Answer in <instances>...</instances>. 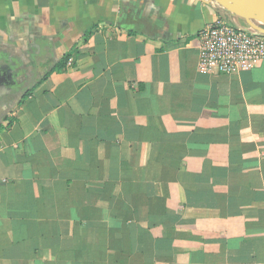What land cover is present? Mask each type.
I'll return each mask as SVG.
<instances>
[{
  "label": "crops",
  "instance_id": "1",
  "mask_svg": "<svg viewBox=\"0 0 264 264\" xmlns=\"http://www.w3.org/2000/svg\"><path fill=\"white\" fill-rule=\"evenodd\" d=\"M218 20L0 0V264H264V62L201 71Z\"/></svg>",
  "mask_w": 264,
  "mask_h": 264
},
{
  "label": "built area",
  "instance_id": "2",
  "mask_svg": "<svg viewBox=\"0 0 264 264\" xmlns=\"http://www.w3.org/2000/svg\"><path fill=\"white\" fill-rule=\"evenodd\" d=\"M199 69L233 74L264 62V35L243 31L220 20L205 27L198 36Z\"/></svg>",
  "mask_w": 264,
  "mask_h": 264
},
{
  "label": "water",
  "instance_id": "3",
  "mask_svg": "<svg viewBox=\"0 0 264 264\" xmlns=\"http://www.w3.org/2000/svg\"><path fill=\"white\" fill-rule=\"evenodd\" d=\"M219 5L227 14L242 20L248 28L243 31H256L264 35V0H208ZM8 94V93H7ZM1 93L0 103L7 100Z\"/></svg>",
  "mask_w": 264,
  "mask_h": 264
},
{
  "label": "flooded vegetation",
  "instance_id": "4",
  "mask_svg": "<svg viewBox=\"0 0 264 264\" xmlns=\"http://www.w3.org/2000/svg\"><path fill=\"white\" fill-rule=\"evenodd\" d=\"M15 97H17V95L13 94V93H10L8 94V99L11 101L13 100Z\"/></svg>",
  "mask_w": 264,
  "mask_h": 264
},
{
  "label": "trees",
  "instance_id": "5",
  "mask_svg": "<svg viewBox=\"0 0 264 264\" xmlns=\"http://www.w3.org/2000/svg\"><path fill=\"white\" fill-rule=\"evenodd\" d=\"M6 91H7V90H6ZM2 93H4V92H2ZM0 95H1V93H0ZM7 98H8V94H7ZM7 100H9V99H7ZM7 100H6V101H7ZM8 104H9V103H8ZM8 104H5V105H8Z\"/></svg>",
  "mask_w": 264,
  "mask_h": 264
}]
</instances>
